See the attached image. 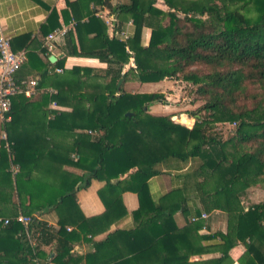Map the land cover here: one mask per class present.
Masks as SVG:
<instances>
[{"label":"trees","instance_id":"1","mask_svg":"<svg viewBox=\"0 0 264 264\" xmlns=\"http://www.w3.org/2000/svg\"><path fill=\"white\" fill-rule=\"evenodd\" d=\"M156 1H92L117 14L121 25L132 20L133 34L126 41L109 36L95 8L83 20L71 5L81 47L74 30H69L67 55L96 57L108 66H75L60 74L54 67L63 66L65 58L53 64L43 62L33 78L39 89L53 86L56 92L12 97L10 119L4 125L7 140L0 146V201L12 203L14 192L21 204L34 210L56 209L59 227L36 218L34 210L25 213L31 216L27 226L16 219L17 213L5 217L8 223L1 217L0 264H43L40 260L47 255L42 245L52 242H56V254L50 259L54 264H231V250L241 244L245 246L241 264H264V199L247 208L241 200L249 186H264V0H241L242 6L252 3L254 16L232 7L238 0H229L234 3L225 7L212 0H163L169 10L157 7ZM56 14L52 11L51 16ZM59 25L50 23L43 31L48 34ZM144 27L151 28L148 45L142 41ZM30 39L29 34L11 36L12 49L23 50ZM153 48L161 50L163 58L143 65L136 55ZM42 50L47 53L45 47ZM27 55L32 65L34 59L41 60L33 51ZM132 57L135 67L129 64ZM17 72L19 81L28 79ZM166 77L190 81L191 90L202 99L189 111L195 117L192 127L175 121L171 114L149 111L151 105L165 100L163 93L125 87L131 78L158 82ZM52 101L68 109L52 110ZM36 112L37 119L32 117ZM221 122L236 126L225 135L217 128ZM28 124L38 131L26 132ZM52 130L61 132L55 135ZM46 156L66 160L85 172H60L59 181L48 192L45 181L34 176ZM171 157L199 158L189 173L196 179L186 185V191L174 189L157 202L148 180L160 173L158 164ZM11 163L18 166L17 171ZM9 164L10 168H4ZM47 173L45 169L42 175ZM95 178L106 179L107 189L114 194L106 198V188L102 190L106 211L85 217L76 193ZM124 190L139 196L140 206L133 212L136 227L94 240L92 236L127 214ZM178 210L190 215L183 227L174 219ZM216 220L224 221L225 227L213 229ZM70 224L73 228L68 229ZM200 229H209L210 234L201 235ZM83 238L95 250L75 255L74 243ZM207 253L215 255L188 260L192 254Z\"/></svg>","mask_w":264,"mask_h":264},{"label":"crops","instance_id":"2","mask_svg":"<svg viewBox=\"0 0 264 264\" xmlns=\"http://www.w3.org/2000/svg\"><path fill=\"white\" fill-rule=\"evenodd\" d=\"M92 1L93 0H0V25L3 28V30L12 37L23 34H29L31 36V39L27 44V46L23 48V50H25L26 52L33 51L35 53H38V56L41 59L40 61L34 59V65L30 64L29 60L26 63L22 64L17 72L18 77L28 78V79L33 78L39 74L38 71L43 66V62L45 64H48V62H51L53 64L60 61L63 58H65L64 65L54 67V71L60 74L64 73L65 70H69L75 66L89 67L94 69H105L108 66L107 62L101 61L99 58L96 57L67 55L65 48V37L59 38L54 43V47L51 50H47V53H44L42 50L43 47H45L44 41H45V36L47 35V33L43 31V29L45 26H47L50 23L60 24V25L64 24L71 27L70 30H74L78 47L80 49L81 39L79 37L78 31L75 30L77 22L76 19L74 18L75 16L73 13V6H76V12L78 16L84 17L83 20H86L88 12H90L93 8H95V11L97 9L102 8L100 7V5H97ZM115 1H119V0H115ZM52 11L57 12L56 17H53V15L51 16ZM74 21L75 24L72 25ZM107 29L109 36L112 37L109 28ZM145 31L147 32V43L143 41V44L148 45V41L151 34V28L144 27L143 32L145 33ZM92 35L93 34H90L89 36L91 37ZM151 50L142 51L141 53L136 55L138 58H140L141 63L145 66L155 64L156 62H158V60L163 58V55L160 53L161 50H157L156 48H153ZM151 52L154 53L155 55H152ZM52 55L57 57L55 61H50L49 58ZM129 64H131L133 67L136 66L133 57L130 59ZM57 68H61L62 71L61 72L57 71L56 70ZM168 78L169 77H166L158 82H142L135 78H131L125 82V87L133 92L159 91L166 85V82H169L167 80ZM50 89H56V88L53 86L43 87L40 89L38 88L36 94L43 93L44 91H50ZM28 97L31 98V96ZM53 103L54 102L52 101L49 104V108L52 110H57L59 112L61 110L68 109L67 107L56 102H55L56 106H54ZM160 106L161 105L158 102H156L153 105H151L149 111L154 115H166L161 111ZM39 116L40 114L38 112L32 114V117L35 119L39 118ZM53 116L54 113L49 115L50 118H53ZM9 119L10 118H3L0 115V146L2 145L3 141L7 140V133L5 131L4 125L5 122ZM25 131L30 132V134H33L37 132L38 129L33 124H28V126H26L25 128ZM44 132L45 129H43L41 133L44 134ZM60 132H61L60 130H52L51 134L58 135V133ZM4 134H6V138H3ZM5 146H9V142H6ZM191 163H192V159L188 161H184L173 157L160 162L157 166L160 173L152 176L148 180L149 190L152 198L157 202L158 201L163 202L164 196L174 189H184L186 191L185 189L186 185H188L190 182H194L193 180L196 179L194 175H192V177L189 176V173L193 171V169H189ZM40 164H41L40 170H35L34 176L36 178H42L45 181V184H47L48 192H52L54 185H56V183L59 181L58 177L60 172L64 170L75 174H83L85 172V170H83L82 168L76 167L74 164L67 162L66 160H59V159L51 158L50 156H46L45 161L40 162ZM58 164H61V167ZM4 168H10V164L5 166ZM11 168L14 171L18 170V166L13 163H11ZM45 169H48L47 176L42 175L45 173ZM116 180L117 179H112L111 182H116ZM51 184L53 186H51ZM105 188L106 191L103 192L104 197L109 198L108 196L110 195L112 197L114 191L113 189L111 190L107 189V180L104 178H95L91 181V184L88 187L81 188L77 191L76 193L77 204L81 210V213H83L85 217L98 216L106 211V205L100 194V192ZM11 197L13 199L12 203L0 201V217L2 218L12 217L15 216L16 213L17 215L19 213L25 214L32 212L34 210L27 205L21 204L19 197L17 196V194H14V192L12 193ZM122 199L127 209V214L124 215L119 220H117L116 222H114L113 224H111L106 230L100 231L94 236H92L94 240L100 241L104 239L108 235V233L113 232L117 229L131 230L136 227V222L134 219L133 212L137 210L140 206L139 196L134 191L124 190L122 192ZM188 202L190 205L194 203L193 201H191V199H189ZM164 204H167V202ZM39 211L40 213L38 214ZM32 214H34L38 219L47 221L48 224L54 227L55 229L59 227L58 224L59 211L56 209H48L43 211L34 210ZM189 217L190 215L185 216L182 210H178L174 213L175 222L179 227H183L184 225H186V223L189 221ZM71 228H73V224H70L68 226V229ZM216 228L217 227L215 226L213 229ZM198 233L201 235H206V234H210V230L200 229ZM88 236L90 237V234ZM94 250L95 248L93 244L85 241L84 238L80 239L79 241H76L73 246V252L75 253V255L83 256ZM231 251H234L236 254H238V257L236 258L232 256V252H231L232 258L233 257L236 258L233 259V262L231 264H241L238 260L239 257L242 255V253L245 251V246L238 245L235 248H233V250ZM42 252L47 255V258L46 259L42 258L41 260L39 259L40 263L54 264L52 261H50V259L56 254V242L42 245ZM214 255H215L214 253L192 254L190 255L188 260L190 262H195L200 259H206ZM30 264H34V263L31 262Z\"/></svg>","mask_w":264,"mask_h":264},{"label":"built area","instance_id":"3","mask_svg":"<svg viewBox=\"0 0 264 264\" xmlns=\"http://www.w3.org/2000/svg\"><path fill=\"white\" fill-rule=\"evenodd\" d=\"M95 14L102 18L111 32V36H117L121 40H128L132 32L133 22L128 21L126 24L121 25L117 14L112 13L107 8H100L95 11ZM75 24L72 23V25ZM71 27L67 25H60L54 28L45 36V48L51 50L54 47V43L59 38H64ZM127 50L131 52L129 47ZM28 55L25 50L14 51L11 45V35L7 34L0 25V115L3 118L7 117V113L11 109L12 97L18 93H24L26 96H32L38 91V80L36 78H30L27 80L19 81L16 77V71L21 64L27 61ZM57 71L61 72V68H57ZM51 92H56L55 89H50ZM56 106V103H53ZM3 138H6L4 134ZM205 216V214H203ZM2 218L0 217V220ZM18 221L23 222L26 226L31 221V216L19 213L16 216ZM5 223L9 222L8 218L4 219ZM27 235L31 237V234L27 231ZM32 245L36 244V238H31ZM51 264V263H47Z\"/></svg>","mask_w":264,"mask_h":264},{"label":"rangeland","instance_id":"4","mask_svg":"<svg viewBox=\"0 0 264 264\" xmlns=\"http://www.w3.org/2000/svg\"><path fill=\"white\" fill-rule=\"evenodd\" d=\"M212 1L214 3H217L221 7H225L227 5L231 6L234 3V2H230L229 0H212ZM238 1L239 2L234 3L232 7H240V9L244 11V13L246 14L248 13V15L254 16L253 15L254 9L252 8L253 7L252 3L249 6L248 5L242 6L243 1L241 0ZM156 5L157 7L163 10H169V7L165 4L163 0H157ZM247 7H249L248 11L245 12ZM178 14H180V12H178ZM167 19L168 17H166L165 22L167 21ZM142 41L147 43L146 31L145 33L143 32ZM167 80L169 82H166V85L158 91L163 93L165 98L164 101L158 102L161 105L160 106L161 111L166 115H169V113H171L175 121H178L180 123L192 127V125L195 122V117L191 115L189 111L196 109V107L203 102L202 99L198 98V96L193 93L191 89H193L194 86L190 81L184 79H175L170 77ZM235 126L236 124L233 123L231 124L227 122L217 123V128L220 131H222V133H224L225 135L226 134L228 135L229 132H232ZM199 161H200L199 158H192V163L189 169H193L195 165L198 164ZM263 199H264V186L261 183L253 184L249 186L248 188L245 189L243 195H241V200L246 208L253 203L262 202ZM214 223L215 226L218 228L225 227V223L222 220H216ZM231 252H232V256L236 258L238 257V254H236L234 251ZM219 254L220 253L217 252V255ZM234 257L232 259H236Z\"/></svg>","mask_w":264,"mask_h":264},{"label":"water","instance_id":"5","mask_svg":"<svg viewBox=\"0 0 264 264\" xmlns=\"http://www.w3.org/2000/svg\"><path fill=\"white\" fill-rule=\"evenodd\" d=\"M56 58H57V57H55V56L52 55V56H50L49 59H50V61H55ZM39 213H40V211L38 212V214H39ZM52 255H53V252H52Z\"/></svg>","mask_w":264,"mask_h":264}]
</instances>
